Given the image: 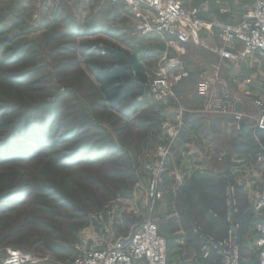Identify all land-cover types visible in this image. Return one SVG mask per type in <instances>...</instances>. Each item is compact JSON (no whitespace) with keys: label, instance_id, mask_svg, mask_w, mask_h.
<instances>
[{"label":"rangeland","instance_id":"374dc122","mask_svg":"<svg viewBox=\"0 0 264 264\" xmlns=\"http://www.w3.org/2000/svg\"><path fill=\"white\" fill-rule=\"evenodd\" d=\"M205 1L206 16L224 22L251 5L249 0L183 4L201 7ZM213 4L225 15L218 16ZM205 33L200 32L199 45L187 49L190 80L181 88L183 95L176 85L165 102L151 95L148 82L161 58L171 54L159 38L134 31L123 2L0 0V248L31 251L33 260L26 264H70L78 248L112 244L149 217L166 239L169 264L217 263L215 256L204 258L199 235L215 238L209 221L218 219L227 230V215L237 216L229 213L238 208L227 196L232 186L227 179L216 182L222 193L212 196L208 186L214 177L192 174L177 182L161 175L164 166L157 180L160 198L152 206L147 196L152 180L147 167L157 160L161 144L171 142V155L174 141L194 140L181 133L186 124L223 143L225 128L232 129L234 140L246 119L242 112L253 109V125L264 131L257 126L255 103L264 105V96L241 83L251 77L264 90L263 56L222 60L217 32ZM126 53L137 58L144 77L137 88L125 83L120 99L111 102L101 94L96 71L115 64L114 54ZM201 79L209 80L220 101H243L242 112L216 116L205 110L197 90ZM166 123L179 128L172 138L163 129ZM224 153L215 154L218 161H224ZM236 244L241 255L237 239ZM243 254L255 260V249Z\"/></svg>","mask_w":264,"mask_h":264},{"label":"built area","instance_id":"2783aa9c","mask_svg":"<svg viewBox=\"0 0 264 264\" xmlns=\"http://www.w3.org/2000/svg\"><path fill=\"white\" fill-rule=\"evenodd\" d=\"M110 2H123L133 20V29L139 35H154L159 37L166 48L173 44L193 43L199 45V33L211 29L213 24L205 22L200 12L208 7L205 1L201 7L185 8L183 0H108ZM203 7V8H202ZM219 40L221 47L219 56L224 60L237 62L252 53L258 52L264 58V0H251L249 8L243 11L240 18L232 22L219 24ZM188 71L183 60L178 56H164L156 73L148 82V90L156 99L167 102L173 97L174 87L184 78ZM249 80H246L248 83ZM197 90L205 98V110L221 114L230 112L238 115L234 102L225 97L220 101L214 97L210 90L209 80L201 79ZM260 107L257 120L259 129H264V105L260 100L255 101ZM163 129L172 138L179 130L168 123ZM170 145L161 144L159 155L153 165L147 168L152 172V180L147 190L150 205L160 198L157 180L159 170L165 166V159L170 156ZM257 162H264V153H258ZM161 173V171H160ZM175 181L181 182L184 173L180 170L173 171ZM230 197L231 206L235 204V191L230 186L226 190ZM258 205H264V198L258 200ZM229 213H237L230 209ZM227 230L223 238L215 239L199 235L203 247L201 250L204 258L217 257L216 264H243L236 244L239 223L231 214L227 215ZM257 237L255 239L256 264H264V216L255 225ZM105 231V230H104ZM213 253V254H211ZM33 260L32 252L19 248H0V264H26ZM70 264H169L166 239L160 235L154 220L147 217L141 221L135 231L128 236L118 237L112 244L89 249L78 248V253Z\"/></svg>","mask_w":264,"mask_h":264},{"label":"crops","instance_id":"0c3cea01","mask_svg":"<svg viewBox=\"0 0 264 264\" xmlns=\"http://www.w3.org/2000/svg\"><path fill=\"white\" fill-rule=\"evenodd\" d=\"M250 1L251 0H249V2ZM186 6L190 7L191 5ZM212 6L215 8V10L213 11H215L218 16L225 15L226 10H224L223 8L221 9L220 5L213 4ZM209 10V6L208 8L206 7L202 9L200 15L205 22L211 23L213 24V26L211 29L202 31L204 33L206 32L205 34L209 35L213 30H215L218 35V46L221 47V42L219 40L220 31L218 26L219 24L224 23V18L219 17L217 19L215 15L212 16V18L207 17L206 15ZM242 12L239 13V15L236 17V20L240 18ZM190 45L192 46L193 43H175L173 44L172 48H169L168 50L172 56H179L184 61L187 67L185 57L187 49L191 47ZM210 67L215 70L214 63L210 64ZM189 77L177 84L176 90L178 94L183 95L181 93V88H183L184 84H186L190 80ZM242 80H244V82L241 81V83H244V85H246L247 87L255 88L257 90V93H262V95L264 96V90L259 86V83H256L251 77H246ZM246 80H249V82L246 83ZM196 84H194L195 86L193 94L195 98H199L200 96H198L195 91ZM213 87L214 86H212V88ZM213 90L215 89L213 88ZM236 103L239 104L240 108L238 112H242L244 107L243 101L235 102V104ZM242 113L245 115L246 119L239 129V133L234 138V140H231V138L233 137L229 136V133H233V131L231 128H229L230 130H226L225 128L226 137L228 138L225 137L226 139L223 143H216V141L214 142L213 139L209 140V138L203 137L201 133L196 134L192 132L196 130L189 127V124L183 126L181 133H184L186 131L188 134H192L194 140L190 141V139H185L179 141V143L177 144L175 141L173 142L172 146L175 144L174 146L176 147V151L172 152V148L174 146H171L172 153L165 163L166 171L161 175L171 177L173 176L172 173L174 170H180L186 176H190L192 174H206L208 176L214 177V183L209 184L208 186L210 192L213 193L212 196L216 195V193H222V187H220V184H217L216 182H223V178L227 179L232 185L231 187L235 191V200L237 201L238 211L235 218L239 223V228L237 231L236 239L240 246L241 261L243 264H256L257 254H255V260L248 261L243 254V250L255 249V239L257 237L255 225L261 219V217L264 216V205L262 207L258 205V200H262L264 198V163L257 162L255 159V156L258 153H261L260 151L264 149V131H257V129L254 127L253 122H255L257 113L253 109L250 112ZM216 116H218V114H216ZM214 130H217V128L214 127ZM244 139H249L252 144L250 146L246 145ZM210 141L214 143H211ZM220 150H223L225 152V159L223 162L218 161L217 156L215 155L217 154V152H220ZM208 155H213L216 159H209ZM209 228L211 236H215V238L225 237L226 230L223 228V223H218V219L209 221Z\"/></svg>","mask_w":264,"mask_h":264},{"label":"trees","instance_id":"16d2710c","mask_svg":"<svg viewBox=\"0 0 264 264\" xmlns=\"http://www.w3.org/2000/svg\"><path fill=\"white\" fill-rule=\"evenodd\" d=\"M115 64L100 66L96 71V80L101 94L109 101L119 100L125 83L132 88L138 87V82L143 80L142 66L134 55L114 54ZM134 72V75H132ZM136 74V75H135ZM205 211V210H204ZM207 210L205 211L206 214ZM208 218V216H206Z\"/></svg>","mask_w":264,"mask_h":264},{"label":"water","instance_id":"95a60500","mask_svg":"<svg viewBox=\"0 0 264 264\" xmlns=\"http://www.w3.org/2000/svg\"><path fill=\"white\" fill-rule=\"evenodd\" d=\"M235 109H236V111H239L240 108H239V104L238 103L235 104Z\"/></svg>","mask_w":264,"mask_h":264}]
</instances>
